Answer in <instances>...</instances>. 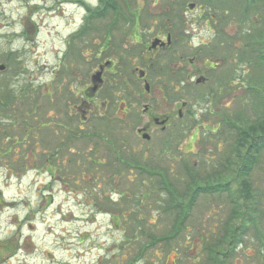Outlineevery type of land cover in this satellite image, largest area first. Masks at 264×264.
<instances>
[{
    "label": "rangeland",
    "instance_id": "1",
    "mask_svg": "<svg viewBox=\"0 0 264 264\" xmlns=\"http://www.w3.org/2000/svg\"><path fill=\"white\" fill-rule=\"evenodd\" d=\"M115 6L104 15L99 0H0V264H212L215 244L228 252L225 264H264V151L250 175L256 215L233 250L224 239L230 194L200 192L190 202L185 185L186 166L212 176L235 136L231 119L202 118L205 92L230 78L220 116L241 124L264 114V68L247 46L264 26V4ZM168 34L170 45L149 51ZM100 65L106 81L93 92ZM137 68L147 72L149 94ZM122 100L133 102L128 112ZM165 116L163 130L152 118ZM148 124L150 140L138 132ZM162 176L187 213L182 225Z\"/></svg>",
    "mask_w": 264,
    "mask_h": 264
},
{
    "label": "trees",
    "instance_id": "2",
    "mask_svg": "<svg viewBox=\"0 0 264 264\" xmlns=\"http://www.w3.org/2000/svg\"><path fill=\"white\" fill-rule=\"evenodd\" d=\"M244 3L249 6H256L259 3L264 4V0H242ZM204 4V3H203ZM116 0H99V7L97 8L101 14H106L107 11L114 9L116 6ZM205 5V4H204ZM207 5V4H206ZM205 5L204 10L207 14L208 7ZM101 10V11H100ZM213 12V9H212ZM210 22L214 21L213 17H209L207 14L206 19ZM249 44L247 46L253 47V50L257 53V62H259L264 68V26L255 36L249 38ZM168 75H173L172 71L168 72ZM264 81V79H262ZM171 88V87H170ZM175 88V87H174ZM177 89V88H176ZM232 90V84L230 78L221 85H217L216 87H212L209 90V93L203 94V99L206 102L205 111L203 112V117L208 115H213L215 119L218 117H224L226 123L230 121L232 127L229 126L231 133H234V137H229L230 140V150L225 155V159L220 163V165H215L211 172L212 176H200L197 172V166L190 167L186 166V173L188 177V182L185 183L187 190L186 192L191 195L190 202L194 201V197L200 192L206 193H214V192H228L230 195V200L232 202V214L230 215L226 225H225V235L224 239L226 244H229L230 249L233 250L236 243H240L241 240L238 239L241 235L239 231H243L242 226L247 221L250 223L252 219L256 215L255 202L257 201L255 198V189L254 185L250 179L251 171L257 162L260 161V157L262 151H264V114L261 117H257L252 120H244L242 119V123H232V116L228 113L219 114L218 109L220 108V102L223 97L221 90ZM180 90V89H177ZM262 94L258 99V109L260 106L264 107V89ZM7 96V95H6ZM12 96H7L6 100H11ZM131 102H121L122 105H125L126 108L130 105ZM2 106V105H1ZM212 106V107H211ZM224 107V106H223ZM137 113V112H136ZM211 118V117H210ZM116 120V119H115ZM120 120H118V123ZM219 127L221 128L220 121L217 122ZM198 124H201L199 122ZM219 128L217 127V130ZM228 140V141H229ZM129 162V161H127ZM138 165V167H143L138 163H134ZM144 168V167H143ZM201 169H199L200 171ZM154 171H149L148 174L153 173ZM210 172V173H211ZM149 174V175H150ZM232 176L230 180H222L223 182H219L226 175ZM151 176V175H150ZM199 176V177H198ZM226 176V177H227ZM163 177V181L160 182V187L163 190L169 191V196L172 201L170 203L171 207H174L176 210L178 208L179 214L176 216L177 225H182L184 218L186 217V211L183 208V205L179 199L176 197V191L173 189V182L169 177ZM248 202L250 205H248ZM240 223H237L236 220ZM175 227L176 231L178 229ZM233 241H237L233 243ZM209 260L212 261V264H225V259L228 258V252L226 250L222 251V255L218 252L220 249L217 244L209 247Z\"/></svg>",
    "mask_w": 264,
    "mask_h": 264
},
{
    "label": "flooded vegetation",
    "instance_id": "3",
    "mask_svg": "<svg viewBox=\"0 0 264 264\" xmlns=\"http://www.w3.org/2000/svg\"><path fill=\"white\" fill-rule=\"evenodd\" d=\"M164 47H165V46H164ZM108 62H109L110 65H112V66H113L114 63H115L114 61H111V60L108 61ZM109 63H108V64H109ZM99 69H101V72H102V82H103V81H106V80H105V67L102 66V65H100V66H99ZM98 71H99V70H98ZM94 75H95V74H93L92 77H91V78H92V81H93V83H94V85L91 87V89H92L93 92L97 91V90H98V87H99V84H97L96 81H94V80H95V79H94ZM103 83H104V82H103ZM80 84H82V85L84 86V88L86 89V92L88 93V91H89V85H88V82H87V78H82ZM79 102H88V101H82V100H80ZM105 102H116V101H115V100H112V99H107ZM124 102H126V101H124ZM155 118H156V117H153L152 120L155 121ZM149 125H150V124H148V126H149Z\"/></svg>",
    "mask_w": 264,
    "mask_h": 264
},
{
    "label": "water",
    "instance_id": "4",
    "mask_svg": "<svg viewBox=\"0 0 264 264\" xmlns=\"http://www.w3.org/2000/svg\"><path fill=\"white\" fill-rule=\"evenodd\" d=\"M156 43H157V42H156ZM156 43H154V46L156 45ZM3 68H4V66H0V69H3ZM100 75H101V73L99 72V73L96 75L95 79L98 80V81H101V80H100ZM149 88H150V86L147 84V85H146V89L149 90ZM162 123H164V121H162ZM144 138L149 139L150 136H149L148 134H144Z\"/></svg>",
    "mask_w": 264,
    "mask_h": 264
},
{
    "label": "bare ground",
    "instance_id": "5",
    "mask_svg": "<svg viewBox=\"0 0 264 264\" xmlns=\"http://www.w3.org/2000/svg\"><path fill=\"white\" fill-rule=\"evenodd\" d=\"M74 5V3H72Z\"/></svg>",
    "mask_w": 264,
    "mask_h": 264
}]
</instances>
